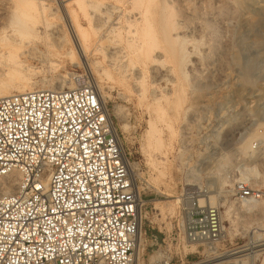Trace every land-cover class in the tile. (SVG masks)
Segmentation results:
<instances>
[{"label": "rangeland", "instance_id": "374dc122", "mask_svg": "<svg viewBox=\"0 0 264 264\" xmlns=\"http://www.w3.org/2000/svg\"><path fill=\"white\" fill-rule=\"evenodd\" d=\"M171 2L167 3L178 13L175 17L180 27L177 36L186 41L176 59L170 58L160 44L151 53L152 57L159 55L155 58L157 64L148 63L142 53L133 56L132 61L126 59L121 63L118 59H109L106 54L107 48L113 45L111 42L101 45L98 53L95 44L88 43L89 50L83 60L94 73L90 76L84 65L72 63L66 56L72 39L66 25V12H75V21L83 28L88 27L89 21L94 24L97 20L109 19L111 23H121L126 18L140 23L147 18L155 27L157 13L164 2L0 0V9L13 10L12 24L17 21L25 29L34 28L38 35L25 40L28 45L18 52L38 71L32 77L38 90L50 85L55 87L62 78L66 80L64 89H68L72 81L100 87V94L133 165L132 174L144 202L142 234L145 243L141 264H159L160 261L154 259L157 253H165L167 258H173V252L183 256L182 251H173V244L169 243L168 248L161 246L162 240L170 242L173 229L181 221V203L177 205L176 214L169 215L170 205L175 200L182 202L191 198L201 206L220 208L227 236L218 247L219 255L244 248L252 237H264V199L256 210L242 212L237 210L240 202L235 191L245 168L252 166L256 167L257 177L250 178L247 184L255 191H264V0ZM7 4L9 6L5 7ZM7 33L11 36L10 28ZM54 41L62 45L59 58L52 56L54 49L48 48ZM32 49H36V53ZM28 51L32 55H28ZM21 53L27 54V60ZM42 54L55 60L59 66L56 71L50 72L45 66L38 56ZM121 64L125 69L120 68ZM135 72L139 73V78ZM20 87L14 83L10 91ZM151 126L162 132L154 134L162 139V147L155 144L154 136L150 137ZM171 131L175 133L172 136ZM230 207H234L231 219L225 215ZM207 252L200 249L197 255L184 259L183 264H206L215 257ZM171 264L181 263L174 259Z\"/></svg>", "mask_w": 264, "mask_h": 264}, {"label": "built area", "instance_id": "2783aa9c", "mask_svg": "<svg viewBox=\"0 0 264 264\" xmlns=\"http://www.w3.org/2000/svg\"><path fill=\"white\" fill-rule=\"evenodd\" d=\"M129 164L94 86L0 98V264H132L144 202ZM235 191L240 203L264 199L245 183ZM179 211L161 246L183 256L166 264L215 255L227 236L220 208L186 198Z\"/></svg>", "mask_w": 264, "mask_h": 264}, {"label": "bare ground", "instance_id": "6f19581e", "mask_svg": "<svg viewBox=\"0 0 264 264\" xmlns=\"http://www.w3.org/2000/svg\"><path fill=\"white\" fill-rule=\"evenodd\" d=\"M128 1H132L133 3H137V2H140L141 0H128ZM161 1L164 2L162 7H161V11L159 10V13H157V15H158L157 17L154 15V17L157 18V19L156 18L155 19L158 22V25L155 27H154V25H152L151 21H149V20L147 21V18H145V21L143 23L138 22V20H130V19L126 18V19H124L125 21H123L121 23H119L118 20H117L118 22H116V23H114L113 21L111 23V22H109V19H107L105 21L104 20L103 21L97 20L96 23H94V24L90 23V21H89L90 18H89L87 20V21H89L88 27L83 28L77 21H75V16H74L76 14L75 12H74L75 14L74 13L69 14L66 12V21H67L66 25H67L68 30L70 31V34L72 35L71 48L66 53V56L70 59L69 61H71L72 63L78 62L80 65H84L86 67V71H88V73L91 76L94 73H92L91 68H89V67L87 68V66L83 60V57H85V54L88 52L87 50H89L88 49V43L89 44L94 43L95 44V52L98 53L101 50V45H103L105 43L109 44V42H111L110 44H113V45H111L110 47H108L106 45L108 47L107 53H106L108 55V58L109 57H110L109 59L114 58L115 60L118 59L119 61H121V63L123 61H125L126 59L132 61L133 56L139 55V54L141 55V53H142V56H143L142 58H144V60L148 61V63H153V65H154L155 58L157 57L158 54L156 53L157 54L156 57H154V56L152 57L151 53H153L156 49H158L160 44H162L163 47L167 50L170 58L176 59L179 52H181V50L184 48L186 41L184 38L179 39V37H178L179 35L177 36V33H178L177 31L180 29V27H178V25L176 24L175 17L178 15V13L176 12V10L173 7H171V5H169L167 3L168 0H165V1L161 0ZM171 1L173 2V0H171ZM80 2H82V1H79V5H81ZM169 2H170V0H169ZM9 3L11 4V2H9ZM123 4H125V3H123ZM128 4H129V2H128ZM4 5H6V4H4ZM4 5H2V7ZM76 5H78V4H76ZM8 6L9 5L7 4V6H5V7H8ZM42 8H43V5H42ZM41 10L45 11V9H41ZM109 10L110 9H108V11ZM12 11H11V8H4L3 7L0 9V98H7V97L11 96L12 94H24V93L33 92V91L38 90L36 88V84L32 82L33 75H35L38 71L36 72V69L34 67H32L30 65V63H27V61L23 60L21 58L20 54H18V52H20L23 49V47H26L28 45L27 43L24 42L25 40H27L29 38L34 39V37L37 38L38 35H37L36 31L34 30V28L25 29L23 26H20L19 23H17V21L13 22L14 24H12L11 23ZM114 11H115V9H114ZM109 12H111V11H109ZM116 12H117V10H116ZM42 13L44 14V12H42ZM17 15H18V13H17ZM31 15H33V14H31ZM24 17H26V16H24ZM94 17H96V16H94ZM120 19H122V18L120 17L119 20ZM177 19H178V17H177ZM3 21H4V23H3ZM19 21H20V19H19ZM33 21H35V20H33ZM9 28L11 29V36H9L7 33V30ZM14 36H16V37H14ZM181 39H183L184 41H182ZM55 40H56V38H55ZM60 40H63V39H60ZM64 42H66L65 39H64ZM60 43H62V41H60ZM61 46L57 45V43H55V41H54V45L48 47L49 49L52 48L55 50L54 55H52V56L57 57V58L60 57L61 52H62ZM89 47H90V45H89ZM104 47H105V45H104ZM104 49H106V48H104ZM32 51L35 52L36 49H32ZM102 51L105 52L106 50H102ZM163 51H164V49H163ZM104 52H102V53H104ZM24 53H21V55H22V57H24V59L27 60V56H26L27 54H24ZM27 53H28V55L31 54L30 51H28ZM48 54H50V53L48 52ZM165 54H167V53H165ZM35 56H36V54H35ZM38 56H40L42 58L43 63L45 64V66L48 67L50 72L56 71L57 68L59 67L55 63V60L48 58V56H45L44 54L38 55ZM105 57H107V56H105ZM139 59H141V58H139ZM138 62H139V60H138ZM155 63L157 64V62H155ZM128 64H130V62ZM141 64H143V62ZM178 64L180 65V63H178ZM93 65L94 64H92V66ZM95 67H93V68H95ZM120 68L122 70L125 69V65L121 64ZM178 70H180V68ZM153 71H155V70H153ZM93 72H95V71H93ZM101 72L105 73L104 71H101ZM183 74H184V71H183ZM153 75H154V72H153ZM156 75H158V74H156ZM138 78H139V75H138ZM138 78H136V79H138ZM185 79H186V77H185ZM70 81H72V80H70ZM48 82H50V81H48ZM59 82L60 83L57 84V86L52 87L50 85L49 88H43V90H41V91L63 90L65 87V84H66L65 78H62L61 81L59 79ZM72 82L69 83V86L67 85L68 89H73L77 86V83H72ZM14 83L21 85V87L18 88L16 91L11 92L10 91L11 85ZM174 83H176V82H174ZM134 85H135V83H134ZM181 87H182V85H181ZM94 88L96 89V91L98 93V96H99L101 103L105 105L106 102L104 101L103 96H101V94H100L101 92L99 91L100 87L95 85ZM140 88H141V86H140ZM105 91H106V89H105ZM160 99H162V98H160ZM172 103H173V101H172ZM178 103H180V102H178ZM158 111H159V109H158ZM153 123H154V121H153ZM150 125L151 124H149V126ZM154 125H155V123H154ZM164 125H166L165 122H164ZM124 128H126V126ZM171 128L172 127L170 126V129ZM157 130H156L155 126H151L149 135H150V137L154 136L155 137V139H154L155 144L161 145V147H162V145H163V144H161L162 139L155 136L156 134H159V132H161V131L158 132ZM168 134H170V133H168ZM172 134H175V133H172V131H171V136H172ZM170 140H171V138H170ZM151 142H153V141H151ZM165 145H166V143H165ZM150 146H151V144H150ZM153 147L155 148V146H153ZM253 152L254 151H252V153ZM152 163H153V160H152ZM150 165H152V164H150ZM129 170L131 173L133 172V165L129 164ZM160 170H162V169H160ZM163 171H164V169H163ZM160 174H162V173H160ZM255 177H257L256 167L252 166V168L251 167L245 168L244 172L241 174L240 180H241V183L247 184V182L250 178H255ZM188 184H189V182H188ZM135 188H136L137 192L139 193L136 183H135ZM5 193H11V188L7 189L5 191ZM180 203H181L180 200H175L174 203L172 205H170V213H169L170 216H173L174 214H176L177 205H179ZM200 203H201V201H200ZM260 206H261L260 202H241L239 207H237V210H240L242 212L243 211H253V209H255L257 207L259 208ZM233 209H234V207H230L228 209V211L225 213L226 218L228 217L231 219L232 213H234ZM141 219L143 220V211L142 210H141ZM222 219H223V216H222ZM225 232H226V229H225ZM226 235H227V233H226ZM144 243H145V241H144L143 234L141 231L140 234L138 235L137 245H136L134 254L132 256V264H141L142 263L141 262V256L143 253ZM192 251H196V249L194 247H192ZM213 254H215V257L206 264H258V263L264 264V237H261V236H257L254 238L252 237L251 242L242 249H238L236 251L229 252V253L227 252L226 254H223V255L222 254L219 255L220 253L217 254V251H214ZM164 255H165V253H164ZM164 255H162L161 253H157V255L155 256L156 258H154V259H157L162 264H166L168 258ZM161 259H163V260H161Z\"/></svg>", "mask_w": 264, "mask_h": 264}]
</instances>
